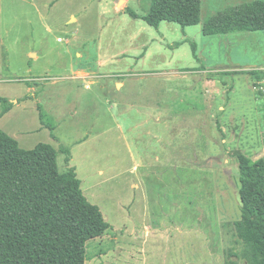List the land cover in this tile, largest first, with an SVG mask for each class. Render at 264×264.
Wrapping results in <instances>:
<instances>
[{
	"label": "rangeland",
	"instance_id": "1",
	"mask_svg": "<svg viewBox=\"0 0 264 264\" xmlns=\"http://www.w3.org/2000/svg\"><path fill=\"white\" fill-rule=\"evenodd\" d=\"M201 1L199 24L154 27L151 0H0V129L28 149L89 137L71 166L111 230L86 264H226L242 249L237 156L264 158V78L246 73L264 71V30L205 35L253 0Z\"/></svg>",
	"mask_w": 264,
	"mask_h": 264
},
{
	"label": "trees",
	"instance_id": "2",
	"mask_svg": "<svg viewBox=\"0 0 264 264\" xmlns=\"http://www.w3.org/2000/svg\"><path fill=\"white\" fill-rule=\"evenodd\" d=\"M201 12V0H151L143 19L154 27L163 21L187 27L201 22ZM258 30H264V0L224 8L202 24L205 35ZM246 73L264 78L262 70ZM59 152L70 161L69 147L40 142L23 148L0 129V264H86L88 242L111 230L100 207L86 197L74 167L58 169ZM237 157L241 213L234 229L242 249L228 250L226 264H264V158Z\"/></svg>",
	"mask_w": 264,
	"mask_h": 264
},
{
	"label": "crops",
	"instance_id": "3",
	"mask_svg": "<svg viewBox=\"0 0 264 264\" xmlns=\"http://www.w3.org/2000/svg\"><path fill=\"white\" fill-rule=\"evenodd\" d=\"M36 54L37 53H35V57H36ZM75 72H74V74L71 76V78H77V79H88V78H92V77H95L96 76V74H95V66H92V67H90V68H87V67H78L77 69H75L74 70ZM229 72H231V71H229ZM234 72V71H233ZM45 80H48L47 78H45ZM116 84H117V86L118 85H121V87H119V88H122V87H124V85H125V82L123 81V80H117L116 81ZM87 87L89 86V84H87L86 85ZM29 88H31V89H33L34 87L31 85V86H29ZM197 92H195V96H194V98L195 99H197L198 100V95L196 94ZM34 96V95H33ZM23 99L25 98V96L24 97H22ZM29 98H34V97H32V96H29ZM35 98H37V96L35 97ZM38 99V98H37ZM15 103L16 104H19V100H16L15 101ZM6 112V111H5ZM2 113H3V111H2ZM45 116V115H44ZM161 120V117H158L157 118V121H160ZM52 127H53V129L52 130H58V126H56V125H52ZM53 133V132H52ZM54 135V134H53ZM55 137H56V135H55ZM16 139V138H15ZM89 141V137H85V138H77L75 141H73L72 143H70V145H73L72 147H75L76 145H83V144H85V143H87ZM19 142V141H18ZM64 146V145H63ZM67 147V146H66ZM72 147H69L70 148V150L72 149ZM73 155H72V150H71V159H70V161L69 162H66V165L67 166H69L68 168H70V167H74V166H71V162L73 161ZM76 167H74V170H76L75 169ZM76 172H77V170H76ZM100 174H102V175H104L105 174V172L104 171H100ZM78 175V174H77ZM80 179V178H79ZM81 180V179H80ZM83 181L81 180V187H82V183ZM132 186H135V187H137L138 186V184L136 183V182H134L133 184H132ZM83 190V189H82Z\"/></svg>",
	"mask_w": 264,
	"mask_h": 264
}]
</instances>
